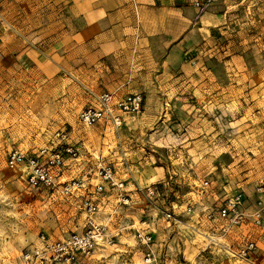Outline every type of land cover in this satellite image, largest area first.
<instances>
[{
	"label": "rangeland",
	"instance_id": "rangeland-1",
	"mask_svg": "<svg viewBox=\"0 0 264 264\" xmlns=\"http://www.w3.org/2000/svg\"><path fill=\"white\" fill-rule=\"evenodd\" d=\"M211 6L209 2L203 12L197 10V19L210 16ZM218 12L223 15L220 23L200 27L201 36L189 43L175 70L166 75L172 89L166 90L165 116L143 129L155 137L128 139L135 146L152 145L154 139L158 145L165 142L156 150L162 162L155 165L166 171L164 156H168L173 160L171 167L182 171L181 179L189 182L183 189L189 192L188 200L176 203L175 215L170 208L172 220L164 216L169 198L156 191L155 227H165L164 233L170 223L185 225L196 214L203 221L193 225L203 231L208 222L198 214V205L209 203L207 197L216 192L225 196L240 190L249 195L264 187V0H228ZM60 21L44 0H3L0 6V264H23V251L38 236L64 239L80 233L85 219V201L80 196L33 192L20 171L5 165L9 151H37L57 130H81L83 134L97 128L78 123L79 113L91 105V99L70 75L59 73L50 79L40 71L18 66L17 57L25 50L61 54L67 45V26ZM138 93L144 100V93ZM86 141V149L96 150L97 140ZM108 144V151L114 148L113 142ZM86 156L78 161L89 166L94 155ZM83 168L78 163L71 168V179L83 178ZM93 168L96 174V165ZM203 182L209 185L208 196H197ZM189 207L196 212L187 213ZM105 227L112 243L100 242L93 257L83 259V264H144L145 249L135 236L120 239L111 227ZM240 230L241 234L234 232L226 240L204 241V246L200 233L195 239L190 232L189 237L180 234L184 243L188 240L190 246L196 242L203 247L200 255L196 250L186 260L193 264L195 258L199 259L195 264H264V227L256 229L247 223ZM207 232L216 234L211 229ZM246 237L255 240L259 250L248 261H241L233 253Z\"/></svg>",
	"mask_w": 264,
	"mask_h": 264
},
{
	"label": "crops",
	"instance_id": "crops-1",
	"mask_svg": "<svg viewBox=\"0 0 264 264\" xmlns=\"http://www.w3.org/2000/svg\"><path fill=\"white\" fill-rule=\"evenodd\" d=\"M44 2L51 10H56V15L61 19L60 24L67 26L65 34L67 45L61 54L52 53L50 56L37 49L20 52L17 57L20 68L25 71H40L44 76H50V79L59 73L70 75L82 86V91L88 93L91 99L89 104H93L95 97L103 92L115 93L118 100L138 92L144 93L140 113L124 116L122 127L116 129L101 122L95 125L97 128L83 134L81 130L68 131L70 142L81 149L79 160L82 156L83 160L87 159L88 153L94 155V158H91L89 166L79 161L67 163L64 179H71V168L77 163L78 166L83 165L81 176L87 177L91 188L80 197L84 201L98 202L99 223L111 227L110 229L120 239L134 237L137 231L152 234V250L160 264H183L182 261L184 264H193L186 258L193 257L196 250H198L196 254H199L203 247L198 246L195 241L193 246L189 245L188 240L184 243V237L180 234L188 235L187 232H190L195 239L200 233L203 239L202 246L204 241L215 242V237H218V240H226L228 235L223 237L217 231L214 235L209 234L207 231L212 230L209 223L204 225L203 231L200 229L196 231L197 227L193 222L203 221L199 220L197 214L192 216L193 222L185 224H191L189 227L181 222L179 226L170 223V229L166 226V233L165 227L156 228L153 207L141 195V191L152 186L161 196H166V200L169 198L166 210L172 208L174 214L176 203L188 200L189 192L186 193L183 189L186 185L189 186V182L181 179L182 171L171 167L173 160L168 156H164L166 171L155 165L156 162H162L156 150L160 151L165 142L158 145L154 139L152 145L144 143L135 146L136 144L128 139L131 137L147 140L155 137L143 132V129L149 123L152 124L165 116L166 90L172 89V86L166 83V75L175 70L189 43L201 36L200 27L220 23L223 15L218 11L223 9L228 0H44ZM207 2L212 4L210 16L205 14L197 19L195 4ZM132 129L133 132L130 131ZM144 133L146 136L142 137ZM88 138L98 141L96 150L86 149ZM108 141L114 143V148L109 151ZM104 150L107 154L105 157ZM97 162L112 165L116 170V179L124 183L122 191L106 188L101 194L90 195L93 193L92 187L99 183L93 168ZM171 174L174 176L171 177ZM205 191L195 193L197 196L200 193L208 196L207 190ZM120 195L129 199L127 206L119 203ZM222 195L224 196V193L216 192V195L207 197L209 203H202L211 205L219 201ZM247 196L249 203L254 200L253 192ZM182 227L187 228L186 233L180 230ZM234 232L241 234L243 231ZM176 239H179L177 244ZM156 258L154 264L158 262ZM196 259L198 262L199 259Z\"/></svg>",
	"mask_w": 264,
	"mask_h": 264
},
{
	"label": "built area",
	"instance_id": "built-area-1",
	"mask_svg": "<svg viewBox=\"0 0 264 264\" xmlns=\"http://www.w3.org/2000/svg\"><path fill=\"white\" fill-rule=\"evenodd\" d=\"M3 0H0V6ZM209 3V2H207ZM207 3H196L198 12H203ZM143 97L136 93L125 99L118 100L115 93L103 92L97 95L93 104L84 108L78 115V123L84 127H92L99 123L110 124L118 129L123 126V117L140 113ZM80 147L72 144L67 130H58L52 134L46 146L26 153L12 149L6 155L5 165L9 170L20 171L24 175L28 188L33 192L47 191L52 195L62 197L81 196L91 186L87 177L65 180L67 163L78 161ZM96 174L99 183L92 187L91 196L103 193L104 189L122 191L124 183L116 179L115 172L109 164L97 162ZM209 187L207 182L201 185L202 192ZM141 195L155 207L158 193L152 187L141 191ZM253 206L248 202V196L240 190L225 195L217 204H200V215L211 224L212 231L219 232L225 237L230 233L242 229L247 223L259 229L264 227V187H257L254 192ZM129 199L119 196V203L127 206ZM100 212L96 200H87L83 204L85 215L80 233H72L61 240H51L40 235L34 243L25 248L21 255L23 264H83V259H90L95 254L100 242L112 243L106 238V227L98 222ZM192 207L187 213H195ZM166 219H174L170 210L164 213ZM137 243L144 251V264L154 261L152 250L153 237L150 233L137 231ZM258 244L250 237H246L242 246L238 248L234 257L241 261H248L258 251ZM213 264V263H210Z\"/></svg>",
	"mask_w": 264,
	"mask_h": 264
}]
</instances>
